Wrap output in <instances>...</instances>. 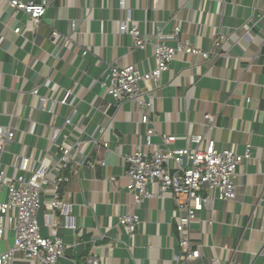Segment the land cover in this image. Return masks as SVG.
Masks as SVG:
<instances>
[{
    "label": "crops",
    "instance_id": "1",
    "mask_svg": "<svg viewBox=\"0 0 264 264\" xmlns=\"http://www.w3.org/2000/svg\"><path fill=\"white\" fill-rule=\"evenodd\" d=\"M47 4L45 17L37 23L0 0L4 39L0 125L17 129L15 143L3 158L7 173L13 175L11 152L36 156L53 146L57 151L67 134L70 141L78 140L80 133L65 124L67 118L75 124L83 118L92 121L88 134L97 133L105 104L98 81L110 65H134L144 73L155 66L151 48L133 50L131 38L118 33L128 15L146 39L158 31L170 36L180 26L182 41L209 50L222 36V47L209 60L179 55L157 85H148L157 131L153 142L174 136L176 148L184 149L192 136H203L238 154L251 147L252 157L237 171L235 200L213 201L191 228L194 241L202 246V264L214 260L264 264V0H47ZM17 29L22 33L16 34ZM53 32L59 38L53 40ZM35 89L39 97L33 96ZM68 89H74L80 101L76 107L56 108V132L47 112L49 103L40 98L59 99ZM107 112L110 119L104 123L108 129L102 140L110 151L100 156L106 166L95 171L81 168L62 191L72 213L60 221L58 235L70 248L61 264H85L91 251L102 264H176L175 225L180 215L176 203L166 197L136 205L127 190L123 157L146 140L142 114L135 103ZM126 213L138 215L142 222L133 238L119 226ZM67 225L75 228L66 229ZM13 243L14 232L8 231L0 239V251Z\"/></svg>",
    "mask_w": 264,
    "mask_h": 264
},
{
    "label": "built area",
    "instance_id": "2",
    "mask_svg": "<svg viewBox=\"0 0 264 264\" xmlns=\"http://www.w3.org/2000/svg\"><path fill=\"white\" fill-rule=\"evenodd\" d=\"M3 1L16 13H24L37 23L45 17L48 8L47 0L40 3ZM249 22L254 24L255 20ZM22 29L15 30V33L21 34ZM118 33L131 38L133 50L151 48L155 66L147 73L134 65L121 67L117 64L110 65L104 71L98 84L105 104L94 136L88 134L92 121L86 123L83 118L75 124L71 117L67 118L65 124L80 133L78 140L70 141L67 134L65 141L57 146V151H52L53 147L56 148L53 146L50 150L39 151L36 156L11 152L13 175H9L3 158L15 143L17 129L12 125H0V239H4L8 231L14 232L12 248L0 251V264H61L66 258L70 248L59 237L58 231L61 229L60 221L71 218L72 205L63 199L62 191L81 168L95 171L98 167L106 166L100 156L103 151H110L109 143L102 140L108 129L104 123L107 118L110 119L107 111L112 108L119 110L126 103L137 105L146 137L145 142L136 145L132 153L123 157L125 177L129 182L127 190L136 205L166 197L176 203L180 214L175 225L179 246L178 254L174 257L176 264H202V246L192 237V223L213 201L235 200L238 192L235 182L237 171L252 157L251 147L244 154H238L233 149H220L215 140L206 141L203 136H192L189 146L184 149L176 148L174 136L160 137V143L155 144L153 137L157 131L152 121L154 103L149 97L152 90L148 88L150 83L157 85L161 81L179 55L200 56L209 60L222 47L224 38L220 36L212 42L211 49L203 50L189 40L182 41V29L177 26L170 36L158 31L152 39H146L131 15L120 23ZM59 36V33L53 32L52 39ZM3 41L1 38L0 46ZM88 54L86 48L83 55L86 57ZM32 94L39 97V90L35 89ZM40 100L49 103L47 112L53 118V127L59 116L56 109L59 105L76 107L80 101L74 89L64 91L59 99ZM206 120L213 124V117L207 115ZM54 130L59 131L56 127ZM42 200L48 237L42 235L38 224ZM141 225V219L134 213H126L119 218V226L130 238L135 237ZM65 228L75 227L67 225ZM85 264H102V261L95 251H91ZM212 264H218V261L214 260Z\"/></svg>",
    "mask_w": 264,
    "mask_h": 264
},
{
    "label": "water",
    "instance_id": "3",
    "mask_svg": "<svg viewBox=\"0 0 264 264\" xmlns=\"http://www.w3.org/2000/svg\"><path fill=\"white\" fill-rule=\"evenodd\" d=\"M44 214H45V207H44V202L42 200L41 205H40V209L38 212V224L40 226V230H41L42 235L44 237H48V228L45 224Z\"/></svg>",
    "mask_w": 264,
    "mask_h": 264
}]
</instances>
